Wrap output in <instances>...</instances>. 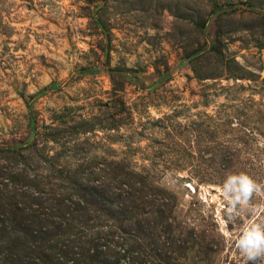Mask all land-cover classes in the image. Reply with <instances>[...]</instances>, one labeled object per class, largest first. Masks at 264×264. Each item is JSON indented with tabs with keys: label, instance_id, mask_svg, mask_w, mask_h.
Segmentation results:
<instances>
[{
	"label": "rangeland",
	"instance_id": "rangeland-1",
	"mask_svg": "<svg viewBox=\"0 0 264 264\" xmlns=\"http://www.w3.org/2000/svg\"><path fill=\"white\" fill-rule=\"evenodd\" d=\"M110 163L169 200L156 257L119 264H249L264 195L232 218L218 189L264 185V0H0V229L11 201L54 230L40 204Z\"/></svg>",
	"mask_w": 264,
	"mask_h": 264
},
{
	"label": "trees",
	"instance_id": "trees-1",
	"mask_svg": "<svg viewBox=\"0 0 264 264\" xmlns=\"http://www.w3.org/2000/svg\"><path fill=\"white\" fill-rule=\"evenodd\" d=\"M65 180L70 187L62 189L71 194L58 193L53 203L40 204L49 213L56 211L54 230H36L34 235L26 232L29 224L10 229L19 221H41L33 214L25 215L14 202L1 204L3 210L10 208L9 226L0 229V257L4 256L5 263L119 264L122 260L136 263L140 254L156 257L150 245L145 254L141 242L159 239L170 229L166 220H160L163 208H169L165 195L129 168L114 163L87 168ZM157 219L159 224L149 223Z\"/></svg>",
	"mask_w": 264,
	"mask_h": 264
},
{
	"label": "clouds",
	"instance_id": "clouds-1",
	"mask_svg": "<svg viewBox=\"0 0 264 264\" xmlns=\"http://www.w3.org/2000/svg\"><path fill=\"white\" fill-rule=\"evenodd\" d=\"M218 192L225 203L226 215L234 218L250 209L255 195H264V185L240 172L228 175ZM236 247L249 264L264 261V223L246 225L236 240Z\"/></svg>",
	"mask_w": 264,
	"mask_h": 264
}]
</instances>
